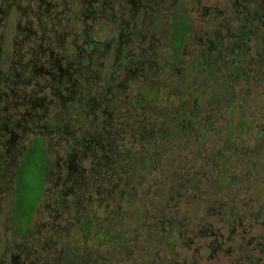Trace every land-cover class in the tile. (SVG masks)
<instances>
[{
	"label": "rangeland",
	"instance_id": "obj_1",
	"mask_svg": "<svg viewBox=\"0 0 264 264\" xmlns=\"http://www.w3.org/2000/svg\"><path fill=\"white\" fill-rule=\"evenodd\" d=\"M58 1L59 10L65 7L73 14L87 7V4H82V0ZM234 1L159 0V4L148 11L156 15L154 22H145L143 9L136 11L134 18L133 4H127V0H111L105 6V16L111 13L129 22L130 27L126 25L123 29L125 34L134 31L139 34L125 44L124 57L126 55L127 60L145 62L137 74H132L115 69V54L112 50L104 55L98 53L97 65L102 66L103 78L100 86L95 88L94 95L100 91L98 88L113 86L106 97L112 100L109 102L112 105L109 111L113 112V120L119 126L124 123L126 129H131L130 133L134 129L132 125L138 121H144L149 126L144 132L147 138L137 137L136 141L133 134H126L121 142L124 150L137 152L140 163L129 177L126 172L117 171L103 184L97 182V186L102 185L106 189L102 196L96 193L95 186V190L85 185L84 190L78 191L77 186L73 188L77 189V193L89 189V197L80 199L86 207L82 209L81 220L89 219L94 227L99 226L102 230L106 226L112 232L104 230L96 233L93 228L88 241L81 230V220L73 226L69 225L74 214L67 209L63 213V220L57 222L63 226L62 231L57 233L54 229L50 230L51 215L54 213L50 212L51 208L47 204L55 199L53 190H65L68 185L73 186L71 182H66L64 171L61 174L57 166L58 157L73 154L70 136L66 137L68 143L62 141L58 145H49L42 134L28 133L25 164L28 163L19 171L16 187L19 191V194L16 191L17 196L26 199L25 216L34 207L30 224L25 226L27 238L32 234L33 237L39 235L38 232L31 234L34 224L49 223L40 232L46 237L54 234L52 241H56V245L47 247L51 252H54L55 246L67 248L74 239L78 245H87V250H91L94 245L98 250L99 240H111V236L121 233V238L111 240L106 247H111L110 254L113 253L109 256L111 264H169L168 261L175 264H264V49L259 46L264 24L254 20L251 25L256 33L252 36L247 57L251 63L249 79L236 80L234 100H225L222 95L220 98L218 96V102H213L210 119L214 121L215 130L206 134L207 142H203L201 133L190 135L192 140L185 142L184 130L166 128L164 133L161 130L169 126L174 118L171 115H176V109L188 101L183 87H189L191 75L186 65L181 67L182 62L198 57L201 42L213 35L214 31L222 36V43L230 40V28L232 31L238 25L231 19L235 14L232 11ZM27 3L28 0H23L21 5L26 6ZM100 3H103L102 0ZM33 4L36 7L37 0ZM112 4L114 6L111 9ZM251 4L253 10L258 8V14H264V0H252ZM182 11L189 14L192 32L187 37L182 55L176 56L171 47L172 16ZM11 14L9 25L13 26L11 31H7L9 41L16 33V19L19 16L16 10ZM135 22L138 28H134ZM65 23L64 19L62 25L66 26ZM105 25L101 21L93 23L90 19H79L72 23L71 28L74 32H81L93 26L99 39L106 41L113 35L117 41L116 27H112V23L108 24V28ZM37 26L35 22L34 28ZM150 44H153L152 54L148 53ZM94 58L97 60V55ZM165 61L166 65L163 64ZM158 64H161L159 74L154 69ZM171 66L178 69L175 71ZM183 72H186V78L181 79ZM224 79L223 75L217 73V84ZM148 81L154 84L153 88L149 87ZM221 91L225 92L224 86ZM199 117L197 121L202 124L204 119L200 120ZM202 129L208 130L207 126ZM172 132H175V141L168 136ZM228 136H231L232 152L225 145ZM38 138L45 140L46 166L39 159L30 160L32 162L26 160L29 150L37 145ZM82 167H91V161L83 162ZM64 170L66 175L68 168ZM171 174H175L176 181L172 182ZM180 183H183L182 189L178 188ZM121 189L124 193H121ZM177 189H181L182 195L171 199ZM71 199L68 196V202ZM60 211L62 213V209ZM64 218L69 220L65 221ZM170 219L174 220L173 224H168ZM160 220L163 221L162 230H159ZM175 221L180 223L179 227H176ZM230 223L236 225L234 230L229 228ZM208 226L212 232L202 233ZM18 233H22L20 229ZM117 242L124 245L118 247L115 253L114 245L110 244ZM102 249L105 248L99 251L102 252ZM79 254L86 257L84 252L80 251Z\"/></svg>",
	"mask_w": 264,
	"mask_h": 264
},
{
	"label": "flooded vegetation",
	"instance_id": "obj_2",
	"mask_svg": "<svg viewBox=\"0 0 264 264\" xmlns=\"http://www.w3.org/2000/svg\"><path fill=\"white\" fill-rule=\"evenodd\" d=\"M22 1L0 0V264H78L75 239L69 245V254L65 246L64 249L55 246L54 252L47 248L56 245V241H52L54 234L46 237L40 232L49 223L34 224L31 234L38 232L37 237L33 234L28 238L25 236V226L30 224L34 207L25 216L26 199L17 196L16 187L18 173L25 165L26 135L42 134L49 145H58L62 141L68 143L66 137L70 136L73 154L58 157L57 166L61 174L64 171L66 182L73 186L68 185V190H53L55 199L47 204L54 213L50 214V230L61 232L63 226L57 222L63 220L67 209L74 214L70 226L81 218L78 209L86 207L79 203V197H89L88 191L95 190L94 186L97 194L102 190V196L106 189H100L102 185L97 186V182L103 184L117 171L126 170L122 166L124 161L119 163L116 150L123 146L121 142L126 134H133L136 138L135 130L142 128L141 121H138L132 125L134 129L130 133L131 129H126L124 123L119 126L113 120V112L109 111L112 100L106 98L113 86L98 88L100 91L94 95L103 78L102 66L97 65L98 53L104 55L112 50L115 69L132 74H137L145 61L135 62L127 60L126 55L124 57L125 44L139 34L135 31L124 33L123 29L130 25L123 17L103 14L111 0H102V4L101 0H82L87 7L74 14L65 7L59 10L58 0H37L36 7L34 0H28L26 6L21 5ZM158 1L127 0L126 3L133 4L134 18L136 11L143 9L145 22H154L156 15L148 11L158 5ZM251 3L252 0H247L248 12L252 14L255 10ZM236 4L237 0L233 7ZM13 10L18 11L19 16L16 33L9 41L7 31L13 26L9 25ZM259 15L264 19L263 13ZM64 19L66 26L62 25ZM79 19L105 22L107 28L112 23L111 26L116 27L114 31L118 32L117 41L113 35L106 41L99 39L93 26L74 32L71 25ZM35 22L38 24L36 29ZM148 53H153V44H150ZM106 114L108 117L105 118ZM85 161H91V167L83 168ZM65 168H68L66 175ZM79 182H86L88 191L77 193L73 188L78 187ZM68 196L72 198L69 202Z\"/></svg>",
	"mask_w": 264,
	"mask_h": 264
},
{
	"label": "trees",
	"instance_id": "obj_3",
	"mask_svg": "<svg viewBox=\"0 0 264 264\" xmlns=\"http://www.w3.org/2000/svg\"><path fill=\"white\" fill-rule=\"evenodd\" d=\"M249 9L250 8H249V5L247 4V0H237V4L232 9V11H234L235 14L234 16L231 17V19L238 22V25L235 28H233L232 31L230 28V32L228 33V37L230 38V40L227 43H222V36L218 34L217 31H214L213 35L205 38V40L201 42L202 47L200 50L201 52L198 54V57H196L192 61H186V63L185 61L182 62L181 67L186 65L187 70L191 75L189 79V87H186V86L183 87L185 97L186 99H188V101H186V103L183 104L180 109H176L175 116L171 115V117H174V118L171 120V122L167 121V123L169 122L170 124L168 127L161 129L163 131L162 133L165 132L166 128L172 129V131L182 129L186 133L185 142H190V140H192L191 138H189L190 135H194V134L200 135V133L202 134L203 142L204 143L207 142L206 134L208 132H212L213 130H215L214 121L210 119L212 115L213 106H214L213 102H218V96L220 98L222 95H224L223 99L225 100H229V101L234 100L235 94H236L234 83L236 82V80L238 78H243L246 80L249 79V73L251 71L249 67L251 66V63L248 61L247 57L249 53L250 42L252 40V36L253 34L256 33L251 25L254 20H258L259 22L264 24V19L261 17V15L258 14V11H259L258 8L255 9V11L252 14L248 12ZM172 23H173V39H172V45H171L172 52H174L176 56H181L182 52L185 50V43L187 41V37L188 35L190 36V32H192L191 24L189 22V14L186 13V11H182L178 14L177 12H175L173 15ZM260 39H261L260 40L261 43H259V46L261 49H264L263 48L264 47V32L263 34H260ZM261 51L263 50H260V52ZM166 63L167 61H165L163 64L166 65ZM160 65L161 64H158V65H155L156 68L154 67V69L157 70L158 74L161 70ZM171 68L172 69L175 68V71L178 69L176 66H171ZM217 73L225 77V79L222 80V82L218 84L216 82ZM185 74L186 72H183L180 78L181 79H183L184 77L186 78ZM148 84L150 88L154 87V84L149 81H148ZM223 86L225 87L224 93H222L221 91V87ZM193 87H195V89H193ZM204 113H206V115H202ZM198 116H200L199 119L200 118L204 119V121H202L203 122L202 124L201 122L199 123L197 121ZM169 118L170 117H168V119ZM141 124H142V128L135 130L136 132L134 131L137 135L135 138L136 141L138 140L137 137H142V139L147 138V134H145L144 132L148 130L149 126L144 125L145 124L144 121H142ZM203 126L205 127L207 126L208 130L203 131L202 129ZM174 134L175 132H172V134L168 135L169 138L173 141H175L176 139V136ZM197 142H199V139ZM231 143H232L231 136H228L226 139L225 145H226L227 150L232 152L234 151V148H233V144ZM36 144L37 145L35 146V148H31L29 150V153L26 156V160L29 162H32L30 160L39 159V161L44 163L43 165L46 166L48 159H47L46 152H45L46 148L44 147L45 140L43 138H38V140H36ZM116 153H117V159L119 160V163L123 164V161H124V165L122 166L126 168L124 172H126L127 177H129V174L131 173V171L133 172L135 166L140 163V161L138 162L137 152H134V150L132 149L124 150L123 146H120L119 148H117ZM218 154L220 155L221 152L218 151ZM25 165H24V168H25ZM44 174H45V171H44ZM171 180L172 182L176 181L175 174H171ZM85 183L86 182H83V183L79 182V186H78L79 191L84 190ZM178 188L182 189L183 183H180L178 185ZM68 189H70V187L65 188V190H68ZM100 189H105V188L100 187ZM180 190L177 189L176 191L177 193L175 195H171V199H174L177 196H181L182 194L180 193ZM111 192H112V189H111ZM121 193H124L122 189H121ZM101 194H102V190L99 192V195ZM80 199H83V198L79 197L78 199L79 203L82 204L83 200L81 201ZM81 210L82 209L79 208L78 213H79V216L83 218ZM81 218L78 219V222L81 220ZM162 222L163 221L160 220L161 225H160L159 230L163 229ZM175 222L177 223L176 227H179L180 223H178L177 221ZM157 223H159V221ZM173 223H174L173 219H170L168 221V224H173ZM80 225H81V230L85 232V235L87 237L86 239H88V241H89V232H91L93 228L96 233L103 232L104 230L105 231L107 230L108 232H112V229H108L106 226L102 227V230L99 226L94 227V225H92V222L89 219H85V221H82ZM234 227H236V225L235 224L233 225L232 223H230L229 228L231 230H234L233 229ZM204 230L205 231H202V233L212 232L209 226L206 227ZM121 237L122 235L121 233H119L118 236H113V237L111 236L112 238L111 240L117 241V239L115 238H121ZM111 240L110 239L108 240L105 239V241L99 240V244H97L99 247L98 250L95 249L96 245L92 246L91 250L89 249L87 250V245L77 244L78 245L76 247L77 263L78 264H111L109 256L113 255V253L110 254L111 247L106 248ZM110 245H114L115 253H117L116 252L117 248L122 247V245L124 244L121 242H119L118 244L117 242L116 244H110ZM102 247L105 248L104 249L105 251L102 249V252H101L99 250ZM80 251L86 253L85 255L86 257H82L79 254ZM119 251L121 252L120 254H122V251L121 250ZM123 251L125 252V250ZM127 251L130 252L129 250ZM66 253L68 254L70 253L69 246L67 247ZM126 255H129V254H126ZM167 263L175 264V263H172V261L170 262L168 261ZM151 264H155V263H151ZM159 264H163V263L160 262Z\"/></svg>",
	"mask_w": 264,
	"mask_h": 264
}]
</instances>
